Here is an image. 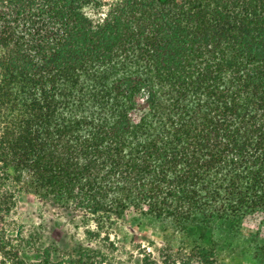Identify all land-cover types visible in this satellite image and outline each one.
Masks as SVG:
<instances>
[{"label":"trees","instance_id":"1","mask_svg":"<svg viewBox=\"0 0 264 264\" xmlns=\"http://www.w3.org/2000/svg\"><path fill=\"white\" fill-rule=\"evenodd\" d=\"M23 190L81 217L77 256L22 257ZM130 210L199 264L264 228V0H0V264H132Z\"/></svg>","mask_w":264,"mask_h":264},{"label":"rangeland","instance_id":"2","mask_svg":"<svg viewBox=\"0 0 264 264\" xmlns=\"http://www.w3.org/2000/svg\"><path fill=\"white\" fill-rule=\"evenodd\" d=\"M6 228L11 236L21 241V255L28 262L40 260L47 248L51 250L54 261L68 255L77 256L78 245L86 244V228L79 215L45 202L26 190L18 193L17 205L8 218ZM119 228L122 249L117 256L122 262L141 264L140 248L151 252L159 260L160 248L171 245L174 249L171 260H177V264H199L181 244L186 240L184 236L179 235L177 242L166 240L157 227L146 226L139 214L132 210L124 216ZM239 228L243 236L242 253L220 256L215 264H259L254 255L257 246H264V235L256 238L259 229L264 231L260 219L250 216Z\"/></svg>","mask_w":264,"mask_h":264}]
</instances>
